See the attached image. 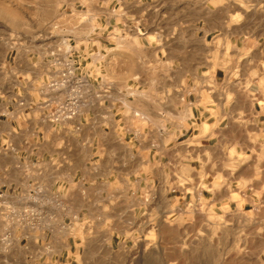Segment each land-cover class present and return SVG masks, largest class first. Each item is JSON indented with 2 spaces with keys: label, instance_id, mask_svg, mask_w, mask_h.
<instances>
[{
  "label": "crops",
  "instance_id": "crops-1",
  "mask_svg": "<svg viewBox=\"0 0 264 264\" xmlns=\"http://www.w3.org/2000/svg\"><path fill=\"white\" fill-rule=\"evenodd\" d=\"M228 5L64 0L71 23L53 47L91 90L62 123L40 104L56 75L52 51L7 50L0 264H17L19 249L21 264H85L98 232L109 248L127 247L166 226L185 244L175 264H209L215 250L224 260L229 243L249 245L233 259L264 264V33L237 27L241 12ZM25 212L36 216L21 224Z\"/></svg>",
  "mask_w": 264,
  "mask_h": 264
},
{
  "label": "rangeland",
  "instance_id": "rangeland-1",
  "mask_svg": "<svg viewBox=\"0 0 264 264\" xmlns=\"http://www.w3.org/2000/svg\"><path fill=\"white\" fill-rule=\"evenodd\" d=\"M64 0H0V63L9 48L16 45L37 46L43 51L55 50L56 36L63 21L71 23L70 10L63 6ZM230 10L240 11L237 27L254 29L264 33V0H226ZM82 6L79 7L81 9ZM68 14V15H67ZM65 16V18H64ZM46 49V50H45ZM99 101L96 103L98 104ZM147 230V229H146ZM160 231V235L159 232ZM176 229L168 226L159 230L145 231L140 238H135L127 247L114 244L112 248L101 240L88 244L85 264H175V255L184 252L185 244H175ZM183 237L185 229L178 230ZM241 234L242 231L236 232ZM231 235V233H230ZM227 235L226 236H230ZM184 240V238H183ZM248 244H225V259L216 260V250L209 253V264H249V261L233 259L235 250H243ZM261 245H257L259 250ZM216 249V245H214ZM21 249L17 253V264L23 258ZM214 254V255H213ZM23 261V260H22Z\"/></svg>",
  "mask_w": 264,
  "mask_h": 264
},
{
  "label": "built area",
  "instance_id": "built-area-1",
  "mask_svg": "<svg viewBox=\"0 0 264 264\" xmlns=\"http://www.w3.org/2000/svg\"><path fill=\"white\" fill-rule=\"evenodd\" d=\"M53 65L57 67L56 75L52 77L46 84L48 97L40 103L45 109L43 118L50 122L62 123L78 116L84 105L88 103L87 95L91 90V85L88 79L83 75L78 74L74 63L72 62L67 52L65 56L58 48L51 52ZM101 96L97 92L95 98ZM92 105L96 102L89 101ZM36 216V213L25 212L20 218L21 224L30 223ZM10 232L4 234V238H8Z\"/></svg>",
  "mask_w": 264,
  "mask_h": 264
}]
</instances>
